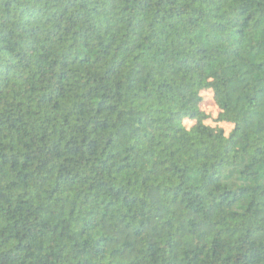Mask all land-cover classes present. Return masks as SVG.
Here are the masks:
<instances>
[{"label":"trees","instance_id":"16d2710c","mask_svg":"<svg viewBox=\"0 0 264 264\" xmlns=\"http://www.w3.org/2000/svg\"><path fill=\"white\" fill-rule=\"evenodd\" d=\"M0 264H264V0H0Z\"/></svg>","mask_w":264,"mask_h":264},{"label":"rangeland","instance_id":"374dc122","mask_svg":"<svg viewBox=\"0 0 264 264\" xmlns=\"http://www.w3.org/2000/svg\"><path fill=\"white\" fill-rule=\"evenodd\" d=\"M201 110L206 113H210L213 116L216 115L215 106L213 104V101L210 100V95H208L207 100L202 104Z\"/></svg>","mask_w":264,"mask_h":264}]
</instances>
